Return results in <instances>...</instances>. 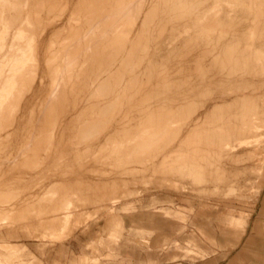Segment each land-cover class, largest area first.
I'll return each mask as SVG.
<instances>
[{
	"label": "rangeland",
	"instance_id": "374dc122",
	"mask_svg": "<svg viewBox=\"0 0 264 264\" xmlns=\"http://www.w3.org/2000/svg\"><path fill=\"white\" fill-rule=\"evenodd\" d=\"M120 1L0 0V36L1 32H5V42H0V47H3L4 50L6 49L0 52V57L2 54H6L8 50L13 51L12 54L19 53V57L25 52L23 54L24 58H22L23 62L21 63L25 68L21 65L19 73L22 69H27L30 64V67H28L29 69L24 72L22 70V74L20 73L22 77L25 75L24 78L17 77V83L22 86L17 85L10 93V95H12L7 97L8 102L6 101V105L3 108L1 107L3 110L0 108V118L2 117L1 121L3 120L2 122L0 121V217L9 214V223H11V225L24 226L31 224L36 226L39 231L32 232L35 237L41 238L38 242H33L32 239L23 240V243L29 245L28 247L31 254L26 252L23 256H16L17 253H22L24 251L23 247H20L15 250V253L8 254L11 255L8 260L3 259L7 263L25 264V262H27L26 264H52V261L56 260L58 264H71L72 261H77L81 256H84L88 259L86 264H230V262L244 250L253 224L259 219L264 223V216L260 218L264 203V175L251 174L249 173L250 169L245 170L246 172L241 170L242 168L240 167L246 164L243 162L246 157L244 156L245 149L240 147L238 142V138L243 137L246 133L243 128L245 127L244 125L247 122L246 118L250 112L255 111L257 113L260 112V110L261 112L264 110V98L262 100V95L264 94V64L255 65L258 67L247 70V72L245 71L246 73L238 71V75L233 78L231 82L234 84L236 83V87L238 83L241 84L240 86L244 84V88L247 90L245 91L242 87V90H235L236 93H238L236 94L237 96L243 95H241V97L234 96V98H243V100L249 99L251 102L249 101L250 104L248 103V105V101H243L244 105L245 103L248 105L247 107L244 105L241 106V104L236 101V105L239 103L240 107L238 104L239 108L237 106L235 108H238L237 110L240 109L241 113L239 111V113H237V110L233 108L236 115L232 112L233 110L229 111V114L232 116L231 119L230 115H228V113L226 115V112H224L226 120L224 119L225 116L223 113H221L224 120L222 123L218 122L220 120L222 121L221 114L217 117V113L208 112V110L212 109L210 107H219L220 104L225 102L224 100H229L225 97L224 93L220 91L227 86L224 85L223 87V84H227L225 79H221L220 77L221 82L223 81L222 84L219 78H211V80L215 79L214 81L217 84L220 82V85H222L220 87L222 88H218L219 86L217 85V89L216 83H213L211 88L209 87L210 85L207 87V84L205 85L206 87L203 86L204 89L202 88L203 93L205 88L211 90L212 87H215L214 90H211L212 93L208 92L209 90L206 89L207 91L205 90L206 92L204 93L206 95H203L202 91H199L198 97L190 98V81L188 80L189 78L186 77L188 73H195V70L197 71L200 69V65H203L201 61L204 56L206 57L204 65L208 66V68L206 67L207 69H205L212 71L213 68H215L216 70L214 69L212 72L216 74L218 66L214 63L213 58L216 57V53L219 55L222 53L221 42L218 41L220 40L218 38L221 37L220 35L222 33V36H224V34H231L235 31L238 18L242 14L241 11V14L239 13L241 8L245 7V9L242 10L244 14L248 13L246 9L248 10L249 8V12H251L253 16L257 14L258 21L256 22L261 23L264 16L259 15H264V13H262L264 11L261 10L264 9V3L261 4L263 0H261L262 2L260 3V0H128V2L125 0L126 4L124 0ZM132 1L134 2L132 3ZM129 3H132V6L129 5ZM254 3L255 8L252 5ZM258 3L259 5L261 4L260 7L263 8L259 9ZM100 4L102 8L100 6L98 7ZM106 4L108 7L104 8ZM123 5H126L125 9ZM137 5L140 10L137 8ZM177 5L180 7H177ZM183 5L186 8L181 10L184 8ZM250 5L254 10L257 11L259 9L262 12L259 11L260 13L258 14L252 10L253 8H251ZM50 6L52 8H50ZM96 7L102 11L99 9L97 10ZM175 8H178V10L180 8V10L178 11ZM148 9L149 11H147ZM93 10L98 12L94 11L95 13H92ZM113 10H115V12ZM130 10L132 11L127 12ZM141 11H143L144 14ZM145 13L148 14L146 15ZM89 14L96 20L103 22L107 16L111 17L110 20L107 21L106 26L115 29L108 34L112 37L109 36V38L107 35L105 36V34L104 36H98L96 43L94 39L93 41L91 40L93 37L91 33H83L86 35L88 34V36L80 34L84 32L82 29L85 31L88 29L86 28L88 26H85V22L91 21V16L89 17ZM130 14H132V16ZM134 14L135 16H133ZM251 14L248 13L246 16H251ZM148 15L150 18L146 19ZM253 16H251V20H248L249 23L251 21L250 25L255 23L256 18L254 19L255 16ZM27 17L30 18V20ZM26 19L29 22L26 21ZM146 20L149 22H146ZM80 21H83L82 24ZM134 21L137 22L135 23ZM127 22L130 25H127ZM167 22H169V24ZM115 23L123 29H120ZM146 23L148 25H146ZM260 23L258 24V28L262 30L263 27L261 26L264 25H260ZM262 23L264 24V20ZM73 25H77V28H73ZM83 25L86 29L84 27L82 28ZM126 26L130 28H126ZM143 26L145 28H143ZM144 29L147 30H145L147 33L143 31ZM256 30H258L257 27ZM23 31L26 32L24 33ZM75 31L77 33H75ZM78 31H80L79 34ZM161 32L162 34L160 35ZM258 32H260V30L256 31V38H260L261 42H264V35L262 36V34H264V28L261 31L262 33L260 32L258 34ZM74 33L81 35V37L79 36L80 39L77 38L78 36ZM90 34L92 35L91 39ZM116 34L118 36L121 35L123 38L118 37V39H116ZM13 35L14 37H12ZM258 35L260 36L258 37ZM73 36L77 38V40H75ZM85 37H89V39L87 38V40ZM104 37L106 38L104 39ZM209 38L218 41L217 48L215 49L212 46H207V48L203 50L201 46L203 47L204 41ZM78 39L80 42H82L83 39V43H77ZM112 39H114V42ZM70 40H73V46H70ZM75 41L76 43L74 44ZM100 41L103 42L101 43ZM198 42L200 44L203 42V44L200 45ZM57 43L60 45L59 47ZM60 43H62V45H67L69 48L71 47L72 51L80 49L78 50L80 53L74 52L77 55L72 54V56L77 57L76 60L78 64L76 65L78 68H76L77 66L75 65V70H73V68H71L72 71L68 70V72H72L71 75L73 74V77H77L66 78L65 76H68V74L65 75L67 70L62 72L65 74L62 77L64 79L61 78L62 82H60V85L61 83H63V85L60 87H65L64 84L65 81H67L66 79H68V81H72L73 79L72 82H75V79L76 82L80 80L76 83L79 86L73 83H67V87L73 85L72 87H68L69 90L66 89L67 87H62L64 90L66 89L67 92H63L60 87L61 90L57 88L60 79L57 81L55 77L56 71L54 70L53 72V70L49 68V65L52 64L49 59L57 55L56 49L62 46ZM89 43L91 44L90 47ZM82 44L86 46L82 47ZM80 45L81 47H79ZM120 45H123V47L119 48L121 47ZM55 46H57L56 49ZM155 46L156 48H154ZM87 47H89L90 50L87 49ZM194 47L198 49L191 52ZM21 48L23 49L21 51L22 53L20 52ZM200 48L202 50H200ZM16 49L17 52L15 51ZM48 49H51V51L49 52ZM118 49H120V52ZM125 49L127 50L125 51ZM173 49H176V51ZM84 50L88 54H86ZM53 51L56 54L53 53ZM94 52L96 54H94ZM109 52L111 53L109 54ZM263 52L261 55L264 54ZM181 53H183V55ZM193 54L194 56L192 57L191 55ZM87 55H89V57L86 58ZM186 55L187 57L185 58ZM43 56L48 59V63L46 61L47 59L43 58ZM34 57L37 59L35 58V60ZM195 57H198L201 61ZM200 57H202V59ZM84 58H86V69L82 66L84 65ZM80 59L83 60L81 61ZM1 60L0 58V61ZM209 60L215 65L207 62ZM34 61H36L35 64ZM79 61L83 64L81 63L80 65ZM160 61H162V63H160ZM36 63L38 65H36ZM181 63L183 64L181 65ZM44 64H48L47 70L45 69L47 66H44ZM183 66H186L185 69H183ZM79 67H83L85 69L84 72H86L83 73V68H80V70L82 69L81 72ZM77 69L78 72L76 75L74 71ZM33 70L36 73V77L34 76L35 73H33ZM50 70L52 71L47 72ZM30 71L31 74L34 75H30ZM25 72L29 75L27 74V76ZM7 73L8 72L4 75H7ZM79 73H83L84 77H82V74L80 79ZM135 73L136 76L134 75ZM239 74H241L240 77ZM133 75L136 78H134ZM216 75L215 77H217ZM29 76H34L35 78L32 79L35 81L33 82L32 79L30 80ZM137 77L139 79H137ZM18 78L25 79L24 81L20 80L23 84L19 83ZM53 81H55L56 88L60 90V93L56 92L57 90L55 89ZM40 82L42 85L39 84ZM51 82L54 87L49 85ZM180 82L182 84L188 83L182 85ZM163 83L165 87L164 85L162 86ZM178 83L181 84H179L181 87ZM83 84L85 86H83ZM8 86H10V82H8L7 78L1 77L0 98L1 96H6V93L1 91ZM155 86L157 87L155 88ZM240 86L237 88H240ZM52 87L55 91L52 90ZM83 88L87 91L83 90ZM161 88H163V93L160 94L162 91ZM138 89L139 91H137ZM18 90H21L20 93ZM176 90L179 92H175ZM261 90H263V92L260 93ZM52 91L57 94V98L55 95L53 97ZM153 91L155 92L153 93ZM62 92L63 94H61ZM239 92H241V94ZM246 92H248L247 94L249 97H247L248 95ZM170 93H172V95ZM255 93L256 99L261 97L259 103H257L258 101L256 99H253V97L255 98ZM199 94L205 98L199 96ZM48 95H51L52 98ZM158 95L161 98L157 97ZM221 95L223 96L219 99ZM128 96L132 97L136 107L140 108L142 112L136 107H129L128 103L132 100H130L131 97L128 99ZM144 96L147 97V99ZM150 97L151 99L157 97L156 100H152L153 104L156 105L148 103V101L152 103L149 99ZM158 99L160 100L159 103L162 102L161 106L158 104V109L160 108L161 110H159L162 112H151V110H153L152 107L157 106ZM61 101L64 102L62 103ZM252 101H254V103ZM255 104L257 107H254L256 106ZM258 104H261L262 107H259ZM44 105L47 106L43 108L42 106ZM105 105L106 107L109 106L106 112V107L105 109L103 108ZM146 105H151V108L149 109V106L146 107ZM251 105L252 107H250ZM111 106L113 108L117 106V108L113 110L110 108ZM170 106L172 109L166 108L165 112L164 108ZM173 106H178V108H174ZM181 106L183 107L181 108ZM128 107L132 108V112ZM241 107H245V110L243 109L245 112L243 110L241 111ZM143 110L146 111L144 112ZM243 112L244 116L242 115ZM49 114L52 115V117L49 116ZM233 115L235 117H233ZM154 117L161 118L162 122L158 123ZM61 118L63 119L61 120ZM152 119H155V121H152ZM43 125H46V127ZM140 125L142 126L140 127ZM241 125H243V128H241ZM136 126L137 128L139 126L138 129H141H135ZM144 128L149 129L148 133L153 132L163 136L156 140L159 145H157L155 141L156 143L154 142L152 145L150 144L148 147L144 148V150L142 149V152H136L137 144L131 141L133 139L132 135H135L137 132L141 133L140 131ZM126 138L131 142L129 146L126 142ZM161 138L164 140H159ZM226 144L234 147V153L228 155V159L230 157V164H227V167V158V160L225 159L227 162L224 163L225 161L223 160L222 163V159H224L223 157L226 155L224 153ZM219 151L223 153L220 154ZM191 161L193 166H191L192 164H188L189 162L191 163ZM229 165H236L237 167H234L239 168L240 173L242 172L245 176H243L242 173L239 174V172H237L239 174H237V176L236 170L238 169L232 166V168L230 167L232 170L227 169ZM256 166H259V164H256ZM177 168L181 169L180 173H174V170ZM183 169L185 172H183ZM219 169H221L222 172L225 169V172H223L224 177L221 175L222 172ZM233 169H235V171ZM218 170L220 173H217ZM228 173L230 174L228 175ZM226 174L229 176L228 179L226 178ZM223 179L225 181L227 179L228 182L225 183ZM67 197L69 200L72 199V202L75 201L74 204L75 206L77 205L76 208L73 206L74 209H70V206L63 205L64 200H68ZM237 197H239V199ZM234 199L240 200V202H234ZM166 200H170L171 203H166ZM114 204H116L117 207L123 206L129 209L126 214L122 215V228L114 223L106 222L105 217L107 213L117 208L112 207ZM218 204H233V214L236 217L246 218V224L244 225L245 230L238 242H234L232 239H226L222 235V228L218 220V217L223 215L222 208H215L209 213H207L208 210L206 208H200L201 205L212 207ZM161 206H165L171 214L167 216L162 215L159 209ZM199 209H201L203 213L199 217L194 218L195 212ZM176 211L180 212V216L179 214L177 215ZM69 214L72 219L70 218L69 222H67L68 224H66V216ZM135 215H138L139 219H136L132 223L130 220L131 216ZM51 218L54 222L58 223L55 227L57 230H54V226L47 222L52 220ZM64 224H66L65 229L59 240L47 236L51 232H59ZM197 228L208 231L213 230L216 244L211 246L208 240L204 239L199 234ZM40 233H44L45 237H42ZM190 238H194L198 248L208 251L213 250V253L209 255L210 257L203 256L202 254L185 252L183 249L189 247L186 242ZM173 241H177L179 245L176 247L175 243L172 244ZM162 247H167V250L162 251ZM253 253L264 257V243H261L255 250L248 251L249 256L253 255ZM156 258H158V261H155ZM251 261L254 264H262L257 258H251Z\"/></svg>",
	"mask_w": 264,
	"mask_h": 264
},
{
	"label": "bare ground",
	"instance_id": "6f19581e",
	"mask_svg": "<svg viewBox=\"0 0 264 264\" xmlns=\"http://www.w3.org/2000/svg\"><path fill=\"white\" fill-rule=\"evenodd\" d=\"M22 1V0H21ZM111 1V0H110ZM113 1V0H112ZM120 1V0H119ZM125 1V0H124ZM130 1V0H129ZM162 1V0H161ZM172 1V0H171ZM15 2V1H14ZM20 2V1H19ZM37 2V1H36ZM36 2H35V4H36ZM49 2V1H48ZM106 2H108V1H106ZM121 2V1H120ZM123 2V1H122ZM127 2H128V0H127ZM134 1H132V3H133ZM191 2V1H190ZM189 2V3H190ZM260 2H262L261 0L259 1V3ZM41 3V2H40ZM76 3V2H75ZM92 3V2H91ZM110 3H112V2H110ZM131 3V4H132ZM151 3V2H150ZM259 3H258V6H259V9L260 8H263V7H260L261 6V4H263L264 3V0H263V2L259 5ZM19 4V3H18ZM24 4V3H23ZM26 4V3H25ZM42 4V3H41ZM49 4V3H48ZM84 4V3H83ZM108 4V3H107ZM107 4H106V6H104V8L105 7H108L107 6ZM124 4V3H123ZM125 4H126V1H125ZM130 3H129V5H131ZM138 4V3H137ZM146 4V3H145ZM201 4V3H200ZM91 5V4H90ZM93 5V4H92ZM95 5V4H94ZM114 5V4H113ZM128 5V6H129ZM138 5H140V4H138ZM138 5H137V8H138ZM158 5V4H157ZM160 5V4H159ZM191 5V4H190ZM253 5V7L255 6V3L254 4H252ZM257 5V4H256ZM53 6H55V5H53ZM58 6V5H57ZM95 6H97V5H95ZM101 7L102 5L100 4V5H98V7ZM125 6L126 5H123V8L125 9ZM132 6V5H131ZM131 6H130V8H131ZM154 6V5H153ZM166 6V5H165ZM174 6V5H173ZM179 5H177V7H178ZM184 6V5H183ZM251 6V5H250ZM263 6V5H262ZM25 7H27V6H25ZM34 7V6H33ZM48 7V6H47ZM76 7V6H75ZM98 7H96V9L98 10L99 8ZM118 7V6H117ZM117 7H115V8H117ZM140 7V6H139ZM180 7V6H179ZM188 7V6H187ZM252 6H251V8H253ZM42 8H43V6H42ZM50 8H52L51 6H50ZM90 8V7H89ZM92 8H93V6H92ZM102 8V7H101ZM122 8V7H121ZM149 8H150V6H149ZM181 8H183V7H181ZM186 7L184 6V8L183 9H181V10H184ZM255 8V7H254ZM254 8L252 9L253 11H255V12H257L258 14L260 13L259 11H264V9H261V10H254ZM45 9V8H44ZM53 9H55V8H53ZM75 9V8H74ZM91 9V8H90ZM139 10H140V8H138ZM172 9V8H171ZM175 9H177L178 10V8H175ZM174 9V10H175ZM193 9V8H192ZM243 9H245V7L244 8H241L240 10H239V13H240V11H241V15L239 16V18H238V23H237V26H236V29H235V31L233 32V33H231V34H227V35H225L224 34V36H222L223 35V33L220 35L221 37L220 38H218V39H220V40H218V41H220L221 42V48H222V53H220V55L219 54H217L216 53V57H214L213 58V61H214V63H216L217 64V66H218V70L216 71V74L215 73H213L212 71L215 69V68H213V70L212 71H208V70H206L207 68H208V66H206V65H204V62H205V56L203 57V60L201 61L198 57H195V58H198L202 63H203V65L201 64L200 65V69L199 70H195V69H193V70H195V73H188V76H186V77H188L189 79V86H190V89L191 90H189L190 91V98L192 97H198V93H200L199 91H202V88H203V86L204 87H206L205 85H207V87L209 86L210 88H211V85H213V83H216L214 80L215 79H218L219 78V80H220V77H221V79L223 78V79H225V82L227 83V84H223L222 82H221V80H220V82L223 84V87H224V85H227L226 86V88L225 89H223V90H220V91H222V93H224V95H225V97L227 98V99H229V100H224L225 102L223 103V104H220L219 105V107H210V108H212V109H210V110H208V112H215V113H217L218 114V116L217 117H219V114H221V113H223V115L225 116V114H224V112H226V115H227V113H228V115H230L229 114V111H231V110H233V108H235L236 106L238 107V104L240 103L241 104V106H243L244 104V102L243 101H248L247 102V104L249 103V101L251 102V100H249V99H246V100H243V98H234V96H236V97H241V95H243V94H241V92H239L240 94V96H237L236 94H238V93H236V91L235 90H237L238 91V89H241L242 90V88H244V84H243V86H240L241 84H239L238 83V86L237 87H239L240 86V88H237L236 86H235V84L234 83H232L231 81L233 80V78H235L237 75H238V73L241 71H243L244 73H246L247 72V70H250V69H253L254 67H258V66H255V65H262V63L264 64V54L263 55H261L262 54V52L264 51V42H261V40H260V38H256V31H258V30H260V32L263 30V28H264V26H261V27H263L262 28V30L261 29H259L258 28V24L260 23V22H256V21H258L257 20V14L256 15H254L253 16V14H251V12H249V8H248V10L246 9V11H248V13H250L251 14V16H253L254 17V19H255V23H253L252 25H250V23H251V21H250V23H249V21L248 20H251L252 18H251V16H246L247 14L245 13H243ZM257 9V8H256ZM87 10V9H86ZM92 10V9H91ZM100 10V9H99ZM144 10V9H143ZM179 10H180V8H179ZM178 10V11H179ZM80 11V10H79ZM88 11V10H87ZM94 11H96V10H93L92 11V13H95ZM100 11H102V10H100ZM104 11V10H103ZM114 12H115V10H113ZM132 10H130V11H127V12H131ZM138 11V10H137ZM136 11V12H137ZM147 11H149V9L147 10ZM151 11H152V9H151ZM155 11V10H154ZM163 11H164V9H163ZM245 11V12H246ZM253 11H252V13H253ZM261 11V12H262ZM9 12V11H8ZM84 12V11H83ZM96 12H98V11H96ZM124 12V11H123ZM142 13H143V11H141ZM144 12H146V11H144ZM160 12V11H159ZM172 12V11H171ZM121 13V12H120ZM125 13V12H124ZM168 13V12H167ZM262 13H264V12H262ZM18 14H19V12H18ZM27 14H28V12H27ZM29 14H30V12H29ZM40 14V13H39ZM79 14V13H78ZM112 14H113V12H112ZM141 14V13H140ZM144 14V13H143ZM146 15L148 14V13H145ZM150 14H151V12H150ZM149 14V15H150ZM163 14V13H162ZM35 15V14H34ZM34 15H32V16H34ZM37 15V14H36ZM45 15V14H44ZM131 16H132V14H130ZM130 15H129V17H130ZM149 15H148V17H146V19L147 18H150L149 17ZM152 15V14H151ZM157 15V14H156ZM155 15V16H156ZM91 16V21H86L85 23L87 24H85V26H88V27H86V28H88L87 29V31H85L84 29H82L83 27H84V25L82 26V31H84V32H81L80 34H82V35H85V36H88V34L86 35V34H83V33H91L92 35H93V37H92V39H91V34H90V39L93 41V39H94V41L96 42L97 40L96 39H98L97 37L98 36H104V34H105V36L107 35L108 37L110 36V35H108V34H110L111 32H113L115 29L114 28H110V26L109 27H107L106 26V23H107V21H109L110 20V18L111 17H109V16H107V18H105L104 19V22L103 21H100V20H96L92 15H90L89 14V17ZM100 16V15H99ZM133 16H135V14L133 15ZM141 16V15H140ZM259 16H264V15H259ZM258 16V17H259ZM20 17V16H19ZM35 17V16H34ZM84 17H85V15H84ZM83 17V18H84ZM117 17V16H116ZM123 17V16H122ZM128 17V18H129ZM144 17V16H143ZM142 17V18H143ZM181 17V16H180ZM18 18V17H17ZM28 18V17H27ZM42 18V17H41ZM124 18V17H123ZM145 18V17H144ZM251 18V19H250ZM29 20H30V18H28ZM89 19V18H88ZM112 19H114V18H112ZM127 19V18H126ZM178 19V18H177ZM254 19H253V21H254ZM259 19H262V18H259ZM19 20V19H18ZM22 20V19H21ZM44 20V19H43ZM90 20V19H89ZM123 20V19H122ZM134 20V19H133ZM137 20V19H136ZM153 20V19H152ZM155 20V19H154ZM175 20V19H174ZM216 20V19H215ZM264 19H262L261 20V23H260V25L262 24V25H264L263 23H262V21H263ZM26 21H28L27 19H26ZM128 21H129V19H128ZM141 21V20H140ZM143 21V20H142ZM210 21V20H209ZM248 21V22H247ZM260 21V20H259ZM7 22V21H6ZM23 22H24V20H23ZM29 22V21H28ZM82 22L83 21H80V23L82 24ZM113 22V21H112ZM124 22H126V21H124ZM133 22V21H132ZM135 23L137 22V21H134ZM144 22V21H143ZM146 22H149V21H147L146 20ZM160 22V21H159ZM171 22V21H170ZM230 22V21H229ZM45 23V22H44ZM76 23V22H75ZM119 23V22H118ZM123 23V22H122ZM152 23V22H151ZM151 23H150V25H151ZM168 24H169V22H167ZM208 23V22H207ZM23 24V23H22ZM28 24H30V23H28ZM41 24V23H40ZM115 24H117V23H115ZM120 24V23H119ZM129 23L127 22V25H128ZM139 24V23H138ZM220 24V23H219ZM226 24H228V23H226ZM16 25V24H15ZM24 25H25V23H24ZM130 25V24H129ZM133 25V24H132ZM135 25V24H134ZM137 25V24H136ZM140 25H141V23H140ZM143 25V24H142ZM145 25V24H144ZM146 25H148L147 23H146ZM149 25V26H150ZM204 25V24H203ZM230 25V24H229ZM18 26V25H17ZM45 26H47V25H45ZM77 25H73V28L74 27H76ZM79 26H80V24H79ZM78 26V27H79ZM117 26H118V24H117ZM148 26V27H149ZM201 26V25H200ZM222 26V25H221ZM30 27V26H29ZM34 27V26H33ZM32 27V28H33ZM120 29L122 28V27H120V26H118ZM137 27V26H136ZM141 27V26H140ZM215 27V26H214ZM256 27H257V29L258 30H256ZM260 27V28H261ZM68 28H69V26H68ZM77 28V27H76ZM85 28V27H84ZM85 28V29H86ZM119 28H117V29H119ZM125 28V27H124ZM126 28H130L129 26L127 27L126 26ZM143 28H145L144 26H143ZM143 28H141V29H143ZM162 28V27H161ZM251 28V29H250ZM16 29V28H15ZM20 29H22V28H20ZM46 29V28H45ZM79 29V28H78ZM77 29V30H78ZM123 29V28H122ZM147 29V28H146ZM146 29H144L143 31L144 32H146L147 30ZM148 29H150V28H148ZM7 30H9V29H7ZM25 30V29H24ZM31 30H33V29H31ZM66 30H68V29H66ZM129 30V29H128ZM127 30V31H128ZM139 30H140V28H139ZM146 30V31H145ZM153 30V29H152ZM210 30V29H209ZM27 31V30H26ZM26 31H23L24 33L26 32ZM81 31V30H80ZM80 31H78V34H79V32ZM186 31V30H185ZM116 32V31H115ZM120 32V31H119ZM129 32V31H128ZM260 32H258V34L260 33ZM15 33V32H14ZM72 33V32H71ZM75 33H77L76 31H75ZM74 33V34H75ZM118 33V32H117ZM122 33V32H121ZM126 33V32H125ZM138 33H139V31H138ZM147 33V32H146ZM262 33V32H261ZM264 33V32H263ZM7 34V33H6ZM27 34V33H26ZM26 34H25V36H26ZM159 34V33H158ZM162 34V32L160 33V35ZM24 35V34H23ZM29 35H30V32H29ZM36 35V34H35ZM38 35V34H37ZM75 35H77V34H75ZM74 35V36H75ZM112 35V34H111ZM117 35V34H116ZM124 35V34H123ZM135 35V34H134ZM141 35V34H140ZM264 34H262V36H263ZM73 36V37H74ZM78 37L77 38H79V36L81 37V35H77ZM209 36H211V35H209ZM260 35H258V37H259ZM8 37V36H7ZM12 37H14V35L12 36ZM24 37V36H23ZM71 37V36H70ZM83 37V36H82ZM110 37H112V36H110ZM109 37V38H110ZM118 37H121V38H123L121 35L120 36H118L117 35V38L116 39H118ZM125 37V36H124ZM129 37V36H128ZM158 37V36H157ZM218 37H219V35H218ZM17 38H19V37H17ZM26 38V37H25ZM75 38V37H74ZM77 38H75V40H77ZM86 38V37H85ZM88 39H89V37H87ZM86 38V39H87ZM106 37H104V39H105ZM121 38H119V39H121ZM131 38V37H130ZM4 39H5V32H1V36H0V42H2V41H4ZM13 39V38H12ZM27 39H28V37H27ZM63 39V38H62ZM80 39V38H79ZM78 39V41H77V43H79V44H81V43H83V39H82V42H80V40ZM87 39V40H88ZM262 39V38H261ZM16 40V39H15ZM23 40V39H22ZM25 40V39H24ZM37 40V39H36ZM74 40V39H73ZM73 40L71 41L70 40V46L72 45V43H73ZM107 40V39H106ZM113 40V42H114V39H112ZM135 40V39H134ZM138 40V39H137ZM144 40H146V39H144ZM147 40H148V38H147ZM204 40V39H203ZM263 40V39H262ZM35 41V40H34ZM63 41H64V39H63ZM68 41V40H67ZM84 41H86V40H84ZM116 41V40H115ZM149 41H151V40H149ZM218 41H214L213 39H211V38H209V39H206L204 42V45H203V47L201 46V48L204 50L205 48H207V46H212V47H214L215 49L217 48V42ZM5 42V41H4ZM26 42H27V40H26ZM29 42V41H28ZM59 42V41H58ZM88 42V41H87ZM87 42H86V45L88 46V44H87ZM90 42V41H89ZM101 42V41H100ZM100 42H98L99 44H101ZM117 42V41H116ZM121 42V41H120ZM148 42V41H147ZM35 43V42H34ZM76 43V41L74 42V44ZM93 43V42H92ZM97 43V42H96ZM107 43H109V42H107ZM138 43H139V41H138ZM196 43V42H195ZM199 43V42H198ZM18 44V43H17ZM16 44V45H17ZM58 44V43H57ZM61 45H62V43H60ZM66 44H67V42H66ZM69 44V43H68ZM116 44V43H115ZM122 44V43H121ZM140 44V43H139ZM146 44V43H145ZM200 44V43H199ZM203 44V42H201V44L200 45H202ZM11 45V44H10ZM27 45V44H26ZM32 45V44H31ZM64 45V44H63ZM61 46L59 49H56V47L57 46H55V49H56V51H57V55H55V56H53L51 59H49V60H51V62L50 63H52V64H50L49 66V68H51L52 70H53V72H54V70L56 71V79H57V81L60 79V81H59V86L57 87V88H59L61 85H63V83H61V85H60V82H62V79H64V78H62L63 77V75L65 74V73H62V72H64V71H66V74L65 75H67L68 74V76H65L66 78H72L73 77V74L71 75V73L72 72H68V70H70V71H72V69L71 68H73V70H75L74 69V67H75V65L76 64H78L77 62V57L75 56H72V54L74 55L75 53V51H76V53L78 52V53H80V51H78V50H80V49H76V47H75V51H72V49H71V47L69 48L67 45H64V46ZM86 45H83L82 44V47L83 46H86ZM94 45V44H93ZM106 45H108V44H106ZM117 45V44H116ZM0 46H1V44H0ZM47 46V45H46ZM60 45L58 44V47H59ZM73 46V45H72ZM75 46V45H74ZM77 46V45H76ZM91 46V44L89 43V47ZM104 46V45H103ZM110 46H111V44H110ZM113 46V45H112ZM121 46V45H120ZM142 46V45H141ZM140 46V47H141ZM146 46V45H145ZM196 46V45H195ZM205 46V47H204ZM23 47V46H22ZM50 47V46H49ZM78 47V46H77ZM79 47H81V45L79 46ZM89 47H87V49H89ZM107 47V46H106ZM114 47V46H113ZM123 47V45L121 46V47H119V48H122ZM173 47V46H172ZM211 47V48H212ZM25 48V47H24ZM53 48V47H52ZM93 48V47H92ZM104 48V47H103ZM118 48V47H117ZM124 48H125V44H124ZM153 48V47H152ZM154 48H156V46L154 47ZM182 48V47H181ZM200 48V50H202ZM14 49V48H13ZM12 49V50H13ZM85 49V48H84ZM142 49V48H141ZM182 49H184V48H182ZM196 49H198L197 47H194V48H192V50H191V52H193L194 50H196ZM6 50V49H5ZM4 50V48L3 47H0V52L1 51H5ZM23 49L21 48V50H20V52L22 51ZM28 50V49H27ZM44 50H46V49H44ZM86 50V49H85ZM84 50V51H85ZM90 50V49H89ZM88 50V51H89ZM111 50H112V48H111ZM119 50V52H120V49H118ZM127 49H125V51H126ZM173 50H175L176 51V49H173ZM178 50V49H177ZM16 52H17V49L15 50ZM29 51V50H28ZM48 51L50 52L51 51V49H48ZM55 51V50H54ZM53 51V53H55ZM91 51H92V49H91ZM94 51V50H93ZM98 51V50H97ZM103 51V50H102ZM109 51V50H108ZM108 51H106V52H108ZM122 51H123V49H122ZM153 51H154V49H153ZM213 51V50H212ZM212 51H210V52H212ZM215 51V50H214ZM10 52V53H9ZM12 52L13 51H11V50H8V52L6 53V54H2L1 55V61H0V78L1 77H6L7 78V80H8V82H10V86H8V87H5L4 89H2V91L1 92H4V93H6V96L4 95V96H1V98H0V108L2 107H4L5 105H6V101H7V97H9V95H10V93L13 91V89H15L16 88V86L17 85H21V84H18L17 83V77H22V76H20L21 74H22V70H21V74L19 73V69H20V66L22 65L21 63L23 62V59L22 58H24L23 57V54L25 53L24 51V53L19 57V53H16V54H12ZM27 52V51H26ZM86 52V51H85ZM104 52V51H103ZM118 52V53H119ZM124 52V51H123ZM132 52H133V50H132ZM171 52V51H170ZM183 52V51H182ZM186 52V51H185ZM198 52V51H197ZM196 52V53H197ZM209 52V53H210ZM221 52V51H220ZM261 52V53H260ZM2 53H4V52H2ZM22 53V52H21ZM93 53V52H92ZM92 53H89V54H92ZM111 52H109V54H110ZM122 53V52H121ZM135 53V52H134ZM147 53H149V52H147ZM209 53H208V56H209ZM214 53V52H213ZM264 53V52H263ZM35 54V53H34ZM34 54H33V56H34ZM50 54V53H49ZM56 54V53H55ZM83 54V53H82ZM86 54H88L87 52H86ZM94 54H96L95 52H94ZM99 54V53H98ZM112 54H113V52H112ZM117 54V53H116ZM125 54V53H124ZM143 54V53H142ZM146 54V53H145ZM182 55H183V53H181ZM192 54V53H191ZM31 55V54H30ZM36 55V54H35ZM51 55H53V54H51ZM75 55H77V54H75ZM84 55V54H83ZM82 55V56H83ZM107 55V54H106ZM139 55V54H138ZM177 55V54H176ZM196 55V54H195ZM205 55H206V53H205ZM211 55H212V53H211ZM24 56H27V55H24ZM32 56V57H33ZM81 56V55H80ZM85 56V55H84ZM95 56V55H94ZM102 56V55H101ZM110 56V55H109ZM122 56V55H121ZM192 57L194 56V54L193 55H191ZM196 56H198V55H196ZM201 56V55H200ZM207 56V55H206ZM28 57V56H27ZM49 57V56H48ZM87 57H89V55H87L86 56V58ZM107 57V56H106ZM163 57V56H162ZM187 57V55L185 56V58ZM36 57H34V59H35ZM43 58H46V57H44L43 56ZM81 58V57H80ZM83 58V57H82ZM86 58H84V60H83V62H84V65H82V66H84V68L86 67V63H85V60H86ZM91 58V57H90ZM89 58V59H90ZM97 58V57H96ZM194 58V59H195ZM201 59H202V57H200ZM212 58V57H211ZM37 59V58H36ZM35 59V60H36ZM47 59V58H46ZM45 59V60H46ZM79 59V58H78ZM138 59V58H137ZM141 59V58H140ZM191 59V58H190ZM210 59V58H209ZM81 60V59H80ZM81 60V61H82ZM111 60V59H110ZM164 60H166V59H164ZM212 60V59H211ZM47 61V63H48V59L46 60ZM45 61V62H46ZM100 61V60H99ZM181 61V60H180ZM35 62L36 61H34V64H35ZM38 62V61H37ZM80 62V61H79ZM89 62V61H88ZM87 62V63H88ZM138 62V61H137ZM140 62V61H139ZM183 62V61H182ZM187 62H188V60H187ZM191 62H192V59H191ZM195 62H196V60H195ZM194 62V63H195ZM207 62H210L211 63V61L209 60V61H207ZM54 63V64H53ZM81 63L82 62H80V65H81ZM160 63H162V61H160ZM185 63V62H184ZM197 63V62H196ZM214 63H211V64H214ZM223 63V64H222ZM25 64V63H24ZM33 64V65H34ZM83 64V63H82ZM91 64V63H90ZM93 64V63H92ZM134 64V63H133ZM138 64V63H137ZM174 64V63H173ZM183 63H181V65H182ZM190 64V63H189ZM188 64V65H189ZM199 64V63H198ZM36 65H38L37 63H36ZM47 66V67H45V69L47 70V68H48V64H44V66ZM94 65V64H93ZM129 65V64H128ZM149 65V64H148ZM161 65V64H160ZM170 65V64H169ZM186 65V64H185ZM190 65H193V64H190ZM196 65V64H195ZM215 65V64H214ZM213 65V66H214ZM23 66V65H22ZM27 66H28V64H27ZM26 66V67H27ZM32 66V65H31ZM77 66V65H76ZM88 66V65H87ZM92 66V65H91ZM110 66V65H109ZM172 66V65H171ZM202 66V67H201ZM24 67V66H23ZM28 67H30V64H29V66ZM27 67V69H29ZM33 67V66H32ZM35 68H37L36 66H34ZM116 67V66H115ZM136 67V66H135ZM139 67V66H138ZM158 67V66H157ZM162 67H163V65H162ZM184 67V66H183ZM186 67V66H185ZM185 67L183 68V69H185ZM207 67V68H206ZM25 68V67H24ZM76 68H78V66L76 67ZM80 68H83V67H79V70H80ZM83 68V73H85L84 72V70L86 69H84ZM89 68V67H88ZM173 68V67H172ZM175 68H176V66H175ZM179 68V67H178ZM181 68V67H180ZM190 68V67H189ZM206 68V69H205ZM209 68H211V67H209ZM217 68V67H216ZM27 69H24L23 70V72L25 71V70H27ZM136 69V68H135ZM52 70H50V71H47V72H51ZM80 70V71H81ZM216 70V69H215ZM262 70V69H261ZM32 71V70H31ZM31 71H30V75H34V74H31ZM81 71V72H82ZM92 71V70H91ZM112 71H114V70H112ZM146 71V70H145ZM189 71V70H188ZM190 71H191V69H190ZM239 71V72H238ZM246 71V72H245ZM255 71H256V69H255ZM260 71V70H259ZM6 72H8L7 73V75H4V74H6ZM28 72V71H27ZM37 72V71H36ZM53 72H52V74H53ZM77 72H78V69L76 70V71H74V73H76V75H77ZM128 72V71H127ZM180 72V71H179ZM215 72V71H214ZM26 73V72H25ZM33 73H35L34 72V70H33ZM69 73H70V75H69ZM83 73H79L78 75H80L79 77H80V79H81V75L83 74ZM120 73H121V71H120ZM124 73V72H123ZM143 73H144V70H143ZM183 73V72H182ZM243 73V74H244ZM249 73H251V72H249ZM257 73V72H256ZM263 73V72H262ZM28 73H26V75H27ZM103 74V73H102ZM161 74V73H160ZM175 74V73H174ZM213 74V75H212ZM24 75V74H23ZM29 75V74H28ZM27 75V76H28ZM135 76H136V73L134 74ZM134 75H133V77H134ZM215 75L217 76V77H215ZM240 75L241 74H239V77H240ZM250 75V74H249ZM258 75V74H257ZM260 75V74H259ZM25 76V75H24ZM24 76L22 77V78H24ZM35 77H36V73H35V75H34ZM34 76H32V77H30L29 76V78H30V80L33 78H35ZM43 76V75H42ZM74 76H75V74H74ZM92 76H94V75H92ZM126 76V75H125ZM139 76V75H138ZM143 76V75H142ZM160 76V75H159ZM219 76V77H218ZM252 76V75H251ZM47 77V76H46ZM75 77H77V76H75ZM75 77H73V78H75ZM82 77H84V74L82 75ZM87 77V76H86ZM112 77H113V75H112ZM149 77V76H148ZM169 77V76H168ZM172 77H174V76H172ZM177 77V76H176ZM19 79L18 78V81H19V83H22L21 81L23 80H25V79ZM26 78V77H25ZM47 78H49V77H47ZM53 78V77H52ZM62 78V79H61ZM65 78V79H66ZM96 78V77H95ZM134 78H136V77H134ZM179 78V77H178ZM177 78V79H178ZM182 78V77H181ZM180 78V79H181ZM211 78H215L214 80H211ZM32 79V80H33ZM78 79V78H77ZM97 79V78H96ZM115 79V78H114ZM137 79H139L138 77H137ZM160 79H161V77H160ZM174 79V78H173ZM177 79H175V80H177ZM6 80V79H5ZM21 80V81H20ZM47 80V79H46ZM67 81H68V79H66ZM79 80V79H78ZM93 80V79H92ZM109 80V79H108ZM121 80V79H120ZM186 80V79H185ZM35 80H33V82H34ZM56 81V80H55ZM55 81H53V83L55 82ZM65 81V87H63V88H66L67 86H66V84L68 83V84H70V83H73L74 85L76 84V83H78L79 81H77L76 82V79L74 80L75 82H72L73 81V79H72V81ZM84 81V80H83ZM128 81V80H127ZM148 81V80H147ZM151 81V80H150ZM157 81H159V80H157ZM181 81V80H180ZM49 82H50V79H49ZM64 82V81H63ZM93 82V81H92ZM109 82V81H108ZM135 82V81H134ZM133 82V83H134ZM142 82H143V80H142ZM156 82V81H155ZM175 82H177V81H175ZM179 82V81H178ZM187 82V83H188ZM218 82V81H217ZM219 82V84H215L216 85V88H217V85L219 86L218 88H222V87H220V86H222V85H220L221 83ZM224 82V83H225ZM248 82V81H247ZM5 83V82H4ZM25 83V82H24ZM58 83V82H57ZM123 83V82H122ZM126 83V82H125ZM148 83V82H147ZM158 83V82H157ZM161 83V82H160ZM181 83V82H180ZM180 83H178V85L180 84ZM186 83V84H187ZM210 83V84H209ZM251 83V82H250ZM23 84V83H22ZM39 84H41V82L39 83ZM80 84V83H79ZM86 84H87V81H86ZM91 84V83H90ZM120 84V83H119ZM182 84V83H181ZM180 84V85H181ZM184 84V83H183ZM182 84V85H183ZM186 84H184V85H186ZM42 85V84H41ZM49 85H51V86H53L54 87V85H55V89L57 90V88H56V83H54V85H52V82H51V84H49ZM72 85V84H71ZM76 85H78V84H76ZM82 85V84H81ZM148 85V84H147ZM164 85V87H165V84L163 83L162 84V86ZM171 85H172V83H171ZM176 86H178L177 84H175ZM179 85V86H180ZM237 85V84H236ZM246 85V84H245ZM22 86V85H21ZM50 86V87H51ZM70 86V85H69ZM68 86V87H69ZM73 86V85H72ZM72 86H70V87H72ZM79 86V85H78ZM83 86H85L84 84H83ZM90 86V85H89ZM94 86V85H93ZM117 86V85H116ZM134 86V85H133ZM154 86V85H153ZM153 86H152V89H153ZM161 86V87H162ZM173 86V85H172ZM20 87V86H19ZM18 87V88H19ZM53 87H52V90H53ZM62 87H60L61 89H62V91L64 92V91H66L67 92V90L66 89H68V87L64 90ZM77 87V86H76ZM75 87V88H76ZM92 87V86H91ZM111 87V86H110ZM129 87V86H128ZM127 87V88H128ZM157 86H155V88H156ZM168 87V86H167ZM181 87V86H180ZM185 87V86H184ZM184 87H183V90H184ZM242 87V88H241ZM3 88V87H2ZM29 88V87H28ZM44 88V87H43ZM59 88V89H60ZM78 88V87H77ZM81 88V87H80ZM123 88V87H122ZM126 88V87H125ZM134 88V87H133ZM140 88H141V85H140ZM173 88V87H172ZM215 88V87H214ZM214 88L212 87V89L214 90ZM217 88V89H218ZM237 88V89H236ZM252 88V87H251ZM257 88V87H256ZM25 89V88H24ZM27 89V88H26ZM48 89H49V87H48ZM55 89L53 90V91H55ZM58 89V90H59ZM60 89V90H61ZM91 89V88H90ZM117 89V88H116ZM163 88H161V90H162ZM166 89V88H165ZM174 89V88H173ZM172 89V90H173ZM180 89H182V88H180ZM188 89V88H187ZM186 89V90H187ZM204 89V88H203ZM209 90V88H205V90ZM211 89V90H212ZM246 88H244V90H245ZM56 91V92H59L60 93V90L59 91ZM69 90V89H68ZM71 90V89H70ZM83 90H86V89H84L83 88ZM101 90V89H100ZM130 90V89H129ZM157 90H158V88H157ZM156 90V91H157ZM167 90V89H166ZM165 90V91H166ZM169 90H170V88H169ZM171 90V91H172ZM204 90V93L207 91H205ZM211 90H209L208 92H211ZM243 90V91H244ZM19 91V90H18ZM21 91V90H20ZM20 91H19V93H20ZM29 91V90H28ZM42 91V90H41ZM53 91H52V95H53V97H54V95L56 96L57 94H55V92L53 93ZM87 91V90H86ZM99 91V90H98ZM104 91V90H103ZM106 91V90H105ZM110 91V90H109ZM116 91V90H115ZM122 91V90H121ZM137 91H139V89L137 90ZM149 91V90H148ZM181 91V90H180ZM245 91H247V90H245ZM63 92L61 93V94H63ZM73 92V91H72ZM79 92V91H78ZM133 92V91H132ZM142 92H143V90H142ZM155 91H153V93H154ZM158 92H160V91H158ZM168 92V91H167ZM175 92H177V90L175 91ZM179 92V91H178ZM177 92V93H178ZM188 92V91H187ZM207 92V93H208ZM253 92V91H252ZM251 92V93H252ZM256 92V91H255ZM261 92H263V90H261L260 91V93ZM15 93L17 94V92L15 91ZM23 93H24V91H23ZM58 93V94H59ZM81 93H82V91H81ZM93 93V92H92ZM102 93V92H101ZM118 93V92H117ZM116 93V94H117ZM135 93V92H134ZM137 93V92H136ZM141 93V92H140ZM161 93H163V90L160 92V94ZM202 93H203V91H202ZM203 93V95H206V94H204ZM212 93V92H211ZM248 92H246V94H247ZM254 93V92H253ZM258 93V92H257ZM260 93H259V95H260ZM49 94H51V93H49ZM79 94V93H78ZM97 94V93H96ZM100 94V93H99ZM122 94V93H121ZM133 94V93H132ZM157 94V93H156ZM159 94V95H160ZM171 95H172V93H170ZM175 94V93H174ZM182 94H183V92H182ZM263 94V93H262ZM261 94V95H262ZM12 95V94H11ZM10 95V96H11ZM68 95L70 96V94L68 93ZM74 95V94H73ZM131 95V94H130ZM136 95V94H135ZM138 95V94H137ZM145 95V94H144ZM157 96V97H160V96ZM167 95V94H166ZM248 95V94H247ZM264 95V94H263ZM262 95V100H263V98H264V96ZM48 96H51V95H48ZM59 96V95H58ZM78 96V95H77ZM126 96V95H125ZM134 96V95H133ZM146 96H147V94H146ZM149 96V95H148ZM156 96V95H155ZM169 96V95H168ZM174 96V95H173ZM179 96V95H178ZM199 96H201L200 94H199ZM223 95H221L220 97H219V99L222 97ZM251 96H253V95H251ZM255 98L253 97V99H256L257 97H256V93H255ZM258 96V95H257ZM13 97H15V96H13ZM20 97V96H19ZM18 97V98H19ZM66 97V96H65ZM97 97V96H96ZM131 97V96H130ZM129 96H128V99L130 98ZM136 97V96H135ZM141 97V96H140ZM145 97V96H144ZM156 97V98H157ZM162 97V96H161ZM160 97V98H161ZM201 97H204V96H201ZM200 97V98H201ZM224 97V98H225ZM244 98H247V97H249V95L247 96V97H245V96H243ZM12 98V97H11ZM21 98V97H20ZM50 98H52V96L50 97ZM56 98H57V96H56ZM64 98V97H63ZM80 98V97H79ZM146 99H147V97H145ZM156 98H153V99H155L156 100ZM205 98V97H204ZM261 98V97H260ZM259 97H258V99H256L258 102L257 103H259L260 101H261V99H260ZM48 99V98H47ZM72 99V98H71ZM100 99V98H99ZM125 99V98H124ZM141 99V98H140ZM139 99V100H140ZM151 101L153 100V99H151V97L149 98ZM218 99V98H217ZM218 99V100H219ZM239 99H240V101H239ZM259 99H260V101H259ZM51 100V99H50ZM50 100H49V102H50ZM53 100V99H52ZM54 100H55V98H54ZM58 100V99H57ZM63 100V99H62ZM64 100H66V99H64ZM69 100V99H68ZM98 100V99H97ZM130 100H132V101H130L128 104H129V107H136V105H135V103H134V101H133V99H132V97L130 98ZM138 100V101H139ZM145 100V99H144ZM144 100H143V102H144ZM176 100V99H175ZM198 100V99H197ZM71 101H73V100H71ZM79 101V100H78ZM96 101V100H95ZM106 101V100H105ZM108 101V100H107ZM128 101V100H127ZM159 99H158V103H157V106H153L152 108H153V110H151V112H162V111H160L159 109H158V104H160V106H161V103H159ZM164 101V100H163ZM214 101V100H213ZM217 101V100H216ZM236 101H238L239 103L236 105ZM8 102V101H7ZM62 102V101H61ZM60 102V103H61ZM64 102V101H63ZM62 102V103H63ZM66 102V101H65ZM98 102V101H97ZM96 102V103H97ZM100 102V101H99ZM112 102V101H111ZM141 102V101H140ZM139 102V103H140ZM173 102V101H172ZM186 102V101H185ZM253 103H254V101H252ZM256 102V101H255ZM73 103V102H72ZM91 103V102H90ZM90 103H89V105H90ZM106 103V102H105ZM105 103H103V104H105ZM110 103V102H109ZM118 103V102H117ZM117 103H116V105H117ZM145 103V102H144ZM148 103H150V104H152V105H156V104H153V101H152V103L150 102V101H148ZM155 103V102H154ZM170 103V102H169ZM176 103V102H175ZM263 103V102H262ZM11 104V103H10ZM69 104V103H68ZM67 104V105H68ZM71 104V103H70ZM93 104V103H92ZM134 104V105H133ZM146 104V103H145ZM166 104H168V103H166ZM166 104H165V106H166ZM186 104V103H185ZM185 104H184V106H185ZM214 104V103H213ZM240 104H239V107H240ZM250 104V103H249ZM248 104V105H249ZM87 105V104H86ZM121 105V104H120ZM119 105V106H120ZM131 105H133V106H131ZM174 105V104H173ZM181 105V104H180ZM202 105V104H201ZM205 105V104H204ZM248 105H246V103H245V105L244 106H247L248 107ZM254 105V104H253ZM256 105V104H255ZM259 105V104H258ZM263 105V104H262ZM47 106V105H46ZM45 105L44 106H42L43 108L44 107H46ZM61 106H62V104H61ZM74 106H75V104H74ZM118 106V105H117ZM117 106L115 107V108H113L112 106L110 107V108H112L113 110L114 109H116L117 108ZM149 105H146V107H148ZM151 106V105H150ZM148 107L149 109L151 108V107ZM164 106V105H163ZM168 106V105H167ZM218 106V105H217ZM9 107H10V105H9ZM14 107V106H13ZM18 107V106H17ZM97 107V106H96ZM100 107V106H99ZM105 107H106V105L103 107L104 109H105ZM107 107H109V106H107ZM107 107H106V109H105V112L107 111ZM128 107V108H129ZM141 107H142V105H141ZM145 107V106H144ZM174 107V106H173ZM177 108H178V106H176ZM176 107H174V108H176ZM183 106H181V108H182ZM238 107V108H239ZM250 107H252V105L250 106ZM254 107H257V105L256 106H254ZM254 107H253V109H254ZM259 107H262L261 106V104L259 105ZM1 108V110H3ZM69 108V107H68ZM77 109H79L78 107H76ZM90 108H91V106H90ZM93 108V107H92ZM102 108V109H103ZM121 108H122V106H121ZM137 109H140V108H138V107H136ZM162 108V107H161ZM166 108H171V106L170 107H165L164 108V110L166 109ZM173 108V109H174ZM185 108V107H184ZM184 108H183V110H184ZM204 108V107H203ZM237 108V109H238ZM263 108H264V105H263ZM262 108V109H263ZM14 109H16V108H14ZM62 109V108H61ZM61 109H59V110H61ZM84 109V108H83ZM82 109V110H83ZM94 109V108H93ZM109 109V108H108ZM131 109L132 108H129V110L131 111ZM143 109V108H142ZM158 109V110H157ZM172 109V108H171ZM180 109V108H179ZM194 109V108H193ZM236 109V108H235ZM236 109V110H237ZM245 110V107H241V111L242 110ZM258 109H261V108H258ZM0 110V111H1ZM127 110V109H126ZM129 110H127V111H129ZM141 110V109H140ZM195 110V109H194ZM243 110V111H244ZM247 110V109H246ZM249 110V109H248ZM250 110H251V108H250ZM51 111V110H50ZM79 111V110H78ZM86 111H87V108H86ZM90 111H91V109H90ZM104 111V110H103ZM117 111V110H116ZM121 111H123V110H121ZM129 111V112H130ZM139 111V110H138ZM144 112L146 111V110H143ZM168 111V110H167ZM175 111V110H174ZM228 111V112H227ZM235 110H233L232 112H234ZM240 112V109L239 110H237V113H239ZM257 111H259V110H257ZM47 112H49V111H47ZM83 112H85V111H83ZM88 112V111H87ZM92 112V111H91ZM124 112V111H123ZM132 112V111H131ZM140 112H142V110L140 111ZM147 112H148V110H147ZM150 112V111H149ZM165 112H166V110H165ZM172 112V111H171ZM176 112H178V111H176ZM193 112H195V111H193ZM231 112V113H232ZM245 112V111H244ZM244 112L242 113V115L244 114ZM4 113V112H3ZM3 113H2V116H3ZM13 113V112H12ZM112 113V112H111ZM241 113V112H240ZM246 113H247V111H246ZM245 113V114H246ZM249 113V112H248ZM48 114V113H47ZM150 114V113H149ZM234 114L236 115V112H234ZM1 115V114H0ZM36 115V114H35ZM61 115V114H60ZM113 115V114H112ZM114 115H115V113H114ZM222 115V114H221ZM220 115V116H221ZM223 115H222V121L220 120V121H218V122H223L224 120H223ZM241 115V116H242ZM37 116V115H36ZM47 116V115H46ZM45 116V117H46ZM49 116H51L52 117V115H50L49 114ZM57 116V115H56ZM147 116V115H146ZM239 116V115H238ZM237 116V117H238ZM244 116V115H243ZM30 117V116H29ZM111 117V116H110ZM230 117H231V119H232V116L230 115ZM233 117H235L234 115H233ZM246 117V116H245ZM2 118V117H1ZM1 118H0V121H1ZM3 118H4V116H3ZM40 118H41V116H40ZM55 118V117H54ZM155 118V117H154ZM226 118V116L224 117V119ZM239 118V117H238ZM243 118V117H242ZM8 119V118H7ZM51 119V118H50ZM56 119V118H55ZM63 118H61V120H62ZM66 119V118H65ZM156 120H157V122L159 123V122H162V120H161V118H155ZM155 119L153 120L152 119V121H155ZM229 119V118H228ZM227 119V120H228ZM236 119V118H235ZM235 119H233V120H235ZM240 119V118H239ZM238 119V120H239ZM245 119V118H244ZM243 119V120H244ZM60 120V121H61ZM147 120H148V118H147ZM171 120V119H170ZM218 120H219V118H218ZM226 120V119H225ZM237 120V121H238ZM246 120H247V122H246V124L244 125L245 127L243 128L242 126L243 125H241V128H243V130H244V132H246L245 133V135L243 136L242 135V133H241V135L243 136V137H240V138H238V142H239V146L240 147H242V148H244L245 150V152H244V156L246 157V158H244V160H243V162L244 163H246L243 167H240V168H242L241 170H243V171H245V170H248V169H250V171H249V173H251V174H257V175H264V168H263V161H264V110L261 112V110H260V112H253V111H251L250 112V114L247 116V118H246ZM3 121V120H2ZM1 121V122H2ZM40 121V120H39ZM69 121V120H68ZM245 121V120H244ZM243 121V122H244ZM33 122H34V120H33ZM150 122V121H149ZM169 122V121H168ZM241 122V121H240ZM239 122V123H240ZM9 123V122H8ZM39 123H41V122H39ZM91 123V122H90ZM238 123V122H237ZM42 124V123H41ZM59 124V123H58ZM146 124V123H145ZM241 124V123H240ZM32 125V124H31ZM44 126V125H43ZM57 126V125H56ZM142 125H140V127H141ZM232 126V125H231ZM44 127H46V125L44 126ZM1 128V127H0ZM138 128H139V126H138ZM137 128V126H136V128L135 129H138ZM148 128V127H147ZM150 128V127H149ZM34 129V128H33ZM141 129V128H140ZM140 129H138V130H140ZM231 129V128H230ZM151 130V129H150ZM158 130V129H157ZM232 130V129H231ZM163 131V130H162ZM241 131H242V129H241ZM137 132V131H136ZM141 133H139V132H137V133H135V135L133 134L132 135V137H133V139L131 140V141H133V142H135V144H137V146H136V148H137V151L136 152H138V151H141L142 152V149L144 150V148H146V147H148L150 144L152 145L156 140H158V138H160V137H162L163 135H157L156 133H148L149 132V129H143L142 131H140ZM236 132V131H235ZM12 133V132H11ZM29 134V133H28ZM36 134V133H35ZM137 134V135H136ZM163 134V133H162ZM244 134V133H243ZM59 135V134H58ZM159 136V137H158ZM10 137V136H9ZM113 137V136H112ZM164 138V137H163ZM163 138H161V139H159V140H162ZM83 139V138H82ZM164 140V139H163ZM224 140V139H223ZM129 139L127 140V138H126V142H127V144H128V146L131 144V142L129 141ZM117 142V141H116ZM132 142V143H133ZM157 142V141H156ZM155 142V143H156ZM161 142V141H160ZM226 142V141H225ZM130 143V144H129ZM126 144V145H127ZM134 144V143H133ZM157 145H159L158 144V142L156 143ZM27 145V144H26ZM127 146V147H128ZM132 146V145H131ZM131 146H130V148H131ZM156 146V145H155ZM123 148V147H122ZM20 149V148H19ZM132 149V148H131ZM135 149V148H134ZM223 149V148H222ZM25 150V149H24ZM136 150V149H135ZM147 150V149H146ZM221 150V149H220ZM224 153L226 154L223 158L224 159H222V163H223V160L225 161L224 163H226L227 161V159H228V155H230L231 153H234V147H232V146H230L229 144H226L225 145V147H224ZM127 152V151H126ZM132 152V151H131ZM144 152V151H143ZM23 153V152H22ZM219 153H220V151H219ZM223 152L221 151V153L220 154H222ZM135 154V153H134ZM220 154H217V155H220ZM232 156V155H231ZM239 156V155H238ZM217 157V156H216ZM181 158V157H180ZM227 158V159H226ZM234 158H236V157H234ZM239 158V157H238ZM226 159V160H225ZM229 159H230V157H229ZM229 159H228V162L226 163V167H227V164H230L229 163ZM232 160V159H231ZM236 160V159H235ZM234 160V161H235ZM25 161V160H24ZM194 161V160H193ZM241 161V160H240ZM213 162V161H212ZM211 162V163H212ZM261 162H262V164H261ZM188 164H192V161H191V163L189 162ZM235 164H236V161H235ZM242 164V163H241ZM256 164L258 165L259 164V166H256ZM216 165V164H215ZM221 165H223V164H221ZM191 166H193V164L191 165ZM225 166V165H224ZM234 167V166H236V165H229L228 166V168L227 169H231L232 167ZM190 167V166H189ZM219 167V166H218ZM223 167V166H222ZM231 167V168H230ZM237 167V166H236ZM224 168V167H223ZM235 168V167H234ZM191 169V168H190ZM192 169H193V167H192ZM191 169V170H192ZM227 169H226V171H227ZM235 169H238V170H236V175L238 174L237 172H239V174H241L240 173V171H239V168H235ZM235 169H233L234 171H235ZM180 170L181 169H175L174 170V173H180ZM184 170V169H183ZM182 170V171H183ZM220 171H221V169H219ZM219 170L217 171V173L219 172ZM225 170V169H224ZM223 170V172H225ZM232 170V169H231ZM231 170H230V172H231ZM183 172H185V170L183 171ZM222 172V171H221ZM222 172V176H223V173ZM229 172V171H228ZM246 172V171H245ZM244 172V173H245ZM173 173V174H174ZM220 173V172H219ZM227 173V172H226ZM248 173V172H247ZM248 173V174H249ZM4 174V173H3ZM230 173H228V175H229ZM238 174V175H239ZM246 174V173H245ZM247 174V175H248ZM251 174H249V175H251ZM218 175V174H217ZM227 174H226V178L228 179V176ZM235 175V176H236ZM237 175V176H238ZM242 175L243 176H245L243 173H242ZM242 175H240V176H242ZM246 175V176H247ZM224 177V176H223ZM259 177V176H258ZM226 179V181H225V183L226 182H228V180ZM208 181V180H207ZM120 182V181H119ZM226 186V185H225ZM225 186H224V188H225ZM200 187H201V185H200ZM68 196V195H67ZM67 199H68V197H67ZM75 202V201H74ZM74 202H72V199L71 200H64V206H70L69 208L70 209H74V207L73 206H75V204H74ZM113 202H115V201H113ZM28 205V204H27ZM77 206V205H76ZM76 206H75V208H76ZM71 215L69 214L68 216H66V224H68L67 222H69V220H70V218L72 219V217H70ZM68 217V218H67ZM9 221H10V215L9 214H5V215H2V217H0V225H3V224H8L9 223ZM66 224H64V226L66 225ZM69 226V225H68ZM65 229V228H64ZM64 229H62L61 230V233H60V238H61V235H62V232H63V230ZM71 230V229H70ZM69 230V231H70ZM72 231V230H71ZM65 233V232H64ZM52 238H57L55 235H50Z\"/></svg>",
	"mask_w": 264,
	"mask_h": 264
},
{
	"label": "crops",
	"instance_id": "0c3cea01",
	"mask_svg": "<svg viewBox=\"0 0 264 264\" xmlns=\"http://www.w3.org/2000/svg\"><path fill=\"white\" fill-rule=\"evenodd\" d=\"M237 198L239 199V197H237ZM165 202L171 203L170 200L169 201L166 200ZM234 202H240V200L234 199ZM234 202H233V204H234ZM116 204H114L112 207H117ZM233 204L232 205L218 204V205L212 206V207H209L207 205H201L200 208H206L208 210L207 213L214 210L215 208H222L223 209V215L221 217H218V220L220 221V227L222 228L221 229L222 235L226 239H232V241L238 242V240L240 239L241 235L243 234V232L245 230L244 225L246 224V218L236 217L233 214L234 213V211H233L234 205ZM159 209L161 210L162 215L167 216V215L171 214V212L165 206H161V207H159ZM128 210H129L128 208L123 207V206L117 207L114 211H110L109 213H107V215L105 217L106 222L114 223L115 225H118V226H120V228H122L123 227L122 215L126 214V212ZM202 213H203V211L201 209L197 210L194 214V218L199 217ZM178 214L180 216V212H177V215ZM262 216H264V203H263L262 210L260 213V218ZM53 219H54V217H53ZM53 219L49 220L47 222H49L50 225L54 226V230H57L55 227H56V225H58V223L54 222ZM136 219H139L138 215L131 216L130 220L133 223ZM39 225H41V224H39ZM64 228H65V226H62V228L59 230V232L54 231V232H51L47 236L55 235L57 238H53V239L59 240L61 230ZM32 231H39V229H37L36 226L31 225V224L30 225H24V226H15V225H11V223L0 225V252H1L0 253V264H10V263L5 262L3 259L8 260L9 256H11L8 254L15 253V250L20 248V247H23L24 251L22 253H17L16 256H23V254L26 252L28 254H31L30 249L28 247L29 245L23 243L22 241L32 239L33 242H38L41 239V238L35 237V235L33 234ZM197 231L199 232V234L204 239L208 240V242L211 246L216 244V239H215V235H214L213 230L208 231L205 229L197 228ZM40 234L42 235V237H45L44 233H40ZM173 243H175L176 247H177V245H179V243L177 241H173L172 244ZM261 243L262 244L264 243V223L259 219L256 223L253 224L250 236L248 237V239L246 241L244 250L241 253H239L230 262V264H254L251 261V258H257L261 261L262 264H264V257L263 256H261L259 254H255V253H253V255H250V256L248 254L249 250H251V251L255 250L256 248H258L260 246ZM186 244H188L189 247H186L184 249L182 248V249L185 250V252H187V253L192 252V253L202 254L203 256H209L210 253H213V250L208 251V250L198 248L194 238H190L186 242ZM161 250L165 251V250H167V247H165V248L162 247ZM209 257H207V258H209ZM207 258H204V259H207ZM87 260L88 259L86 257L81 256L79 258V260L72 261L71 264H86ZM149 261H154V260H149ZM155 261H158V258H156ZM24 262H25V260H24ZM26 263L27 262H25V264ZM52 264H58V262L56 260H53Z\"/></svg>",
	"mask_w": 264,
	"mask_h": 264
}]
</instances>
